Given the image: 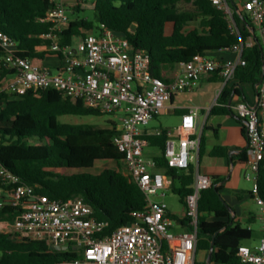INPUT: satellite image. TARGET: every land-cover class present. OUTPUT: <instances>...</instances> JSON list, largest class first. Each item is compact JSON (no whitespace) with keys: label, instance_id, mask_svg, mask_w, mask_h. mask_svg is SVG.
<instances>
[{"label":"trees","instance_id":"16d2710c","mask_svg":"<svg viewBox=\"0 0 264 264\" xmlns=\"http://www.w3.org/2000/svg\"><path fill=\"white\" fill-rule=\"evenodd\" d=\"M72 15L65 31L60 34V45H74L86 33H98L102 26L124 35L135 51L151 55V72L160 77L166 66H178L197 55L208 56L218 51L253 39L252 47L245 46L242 58L245 66L236 69L232 80L226 83L219 105L211 114L234 116L228 105L233 95H241L243 84L257 86L263 74L261 41L257 26L239 9L233 11L236 31L226 12L212 0H70ZM182 5H192L184 10ZM52 0H0V30L18 43L19 54L34 60L60 55L50 51V40L44 35L53 25L47 21L53 8ZM92 12L93 16L80 17ZM172 26L168 34L167 26ZM255 31V35L251 32ZM4 51L0 48V162L37 193L51 199L83 198L93 209L98 220L109 223L107 234L134 222L133 213L146 209V197L139 186L125 172V155L113 139L119 133L117 123L98 128L90 124H72L60 121L63 116H102L63 92L30 90L25 95L2 91L5 79L12 72L4 66ZM216 80L224 81L219 72L212 73ZM243 131L246 135L244 120ZM150 147L159 150L158 168L174 179L173 191L185 205L193 193L196 166L177 170L167 166L165 158L168 131L162 135H148ZM191 138H196L192 135ZM201 137L199 156L203 153ZM225 152L224 149H217ZM99 161L116 162L117 168L93 172ZM240 162L248 164L247 149ZM67 171V172H66ZM0 188H4L0 180ZM257 188L264 199V160L258 173ZM219 180L201 192L198 220V250L210 253L213 237L214 251L211 263L242 264L238 256L241 245L252 240L253 231L232 218L231 207L222 197ZM251 198L254 200L253 191ZM230 208V209H229ZM17 208L9 204L0 206V223L12 225ZM77 253L50 251L46 242L18 240L13 233H0V264H59L62 260H75ZM199 264V263H197ZM207 264V261L202 263Z\"/></svg>","mask_w":264,"mask_h":264},{"label":"built area","instance_id":"2783aa9c","mask_svg":"<svg viewBox=\"0 0 264 264\" xmlns=\"http://www.w3.org/2000/svg\"><path fill=\"white\" fill-rule=\"evenodd\" d=\"M52 1L54 6L47 21L53 28L44 39L51 41L50 51L60 53L57 55L61 61L59 68L53 72L32 58L22 57L17 41L0 30L4 66L12 72L5 79L2 91L25 95L30 90L54 89L82 101L90 109L112 116L119 132L113 142L125 155V172L146 197V209L133 213V223L107 234L109 223L98 220L94 209L83 198L58 200L41 195L0 162V180L8 195L7 202L1 205L17 208L11 225L13 234L18 240L46 242L52 252L79 255L75 260H62L59 264H196L199 201L201 192L213 185V179L196 174L194 191L185 199L189 229L175 232L177 220L164 200L174 179L158 169L155 159L146 158L149 142L145 131L175 94L193 90L204 75L219 72L225 82L232 81L236 69L246 65L242 53L245 46L254 45L253 39L233 46L231 50L240 54L237 59L220 61L197 55L181 63L178 77L167 81L152 74L148 52L135 51L126 36L105 26L98 33H86L74 45H60V34L70 23V0ZM212 1L229 16L230 28L235 32L233 12L228 4L224 0ZM242 8L257 26L263 53V74L257 86L256 104L242 100L235 107L246 126V178L254 183L252 191L263 222V235L255 248L241 245L238 256L242 264H264V199L257 188L264 160V0H246ZM196 114L197 111H192L182 117L177 139L168 132L165 158L169 168L188 169L198 152L200 142L191 138ZM162 133L163 130H156L148 135Z\"/></svg>","mask_w":264,"mask_h":264},{"label":"crops","instance_id":"0c3cea01","mask_svg":"<svg viewBox=\"0 0 264 264\" xmlns=\"http://www.w3.org/2000/svg\"><path fill=\"white\" fill-rule=\"evenodd\" d=\"M246 0H224V3L228 4L230 10L239 12V9L243 11V4ZM71 13V11H70ZM172 32V31H171ZM255 35V31L251 32ZM170 34V33H168ZM211 58L218 59L220 61H226L229 59H237L240 54L234 50H224L211 53L208 55ZM41 65L51 68L55 72L60 64V58L58 56H48L44 60H36ZM180 73V66H166L162 69L160 77L172 81L178 77ZM227 82L216 80L214 74H207L202 77L200 82L191 91L175 94L171 101L167 103L166 108L160 116L163 117H176L174 124H170L167 127H161L157 129H146L150 134H153L156 130H166L172 133V137L177 139L180 137V127L182 123V117L192 111H197L195 116V129L194 135L196 139L201 141V137L204 136L203 153L200 158L199 150L192 158L193 164L197 162L196 174L210 176L212 179L217 178L219 180V186H222V197L227 204L233 209L232 218L236 222L242 224L241 218L247 217L245 227L250 228L254 235V224H260L258 230L259 241L263 235V222L259 218V208L255 201L251 198L252 188L248 186L249 180L246 178L248 171V165L240 162L242 153L248 149V140L243 131L242 122L236 117V105L239 101H246L249 104L255 105L257 101V86L251 84H243L239 86L241 95H233L229 101V106L234 111V116H222L212 115V109L219 105V97ZM235 82H230L229 86L234 85ZM154 149L150 152L148 159H157L161 156L159 150L155 147H148ZM226 150L223 153L221 150ZM146 152V150H145ZM161 172L165 173V169L158 168ZM166 174V173H165ZM195 185V184H194ZM174 186V185H173ZM173 186L167 191H173ZM166 191V192H167ZM166 197V196H165ZM8 195L4 188H0V205L6 203ZM183 206L182 213L173 211L169 206V212L177 220V225L174 228L175 232H182L189 229V220L185 217V205ZM255 206V207H253ZM259 242L254 244H244L252 248H255ZM208 252L198 250L196 253V264H202L208 260ZM217 264V263H211Z\"/></svg>","mask_w":264,"mask_h":264},{"label":"rangeland","instance_id":"374dc122","mask_svg":"<svg viewBox=\"0 0 264 264\" xmlns=\"http://www.w3.org/2000/svg\"><path fill=\"white\" fill-rule=\"evenodd\" d=\"M182 9L184 10H193V6L192 5H182L181 6ZM69 11H73V8H71V4H69ZM70 13V18H75L72 14ZM93 16L92 12H86L83 14H80V17H89L91 18ZM172 31V26L168 25L167 26V32L171 33ZM113 117L110 115H102V116H98V117H94V116H63L60 118V121L65 122V123H72V124H90V125H94L98 128H105L110 126V121H112ZM175 119H177L176 117H173L170 119V117H163V116H157L154 120H152L150 122V124L148 125V129H157V128H161V127H167L170 124H174ZM154 151V149L152 148H147L146 149V155L148 156L149 154H151L150 152ZM195 166H197V162L195 163ZM106 168H117V164L116 162H110V161H99L96 163L95 168L93 170V172L95 173H99L102 170L106 169ZM67 172V171H66ZM249 187L252 188L254 187V183L252 181L249 182L248 184ZM157 199H161L159 197H157ZM165 202L170 206V208L173 211H177L180 213H182L183 210V206L181 204V200L180 197L178 195H176L173 192H166V197H164ZM255 207V206H253ZM256 208V207H255ZM242 224L246 225L247 221V217H243L241 218ZM260 224L256 223L254 224V235L252 240L247 241L246 244H254L259 241V237H258V230H259ZM5 232V233H13V229L11 227L10 224L7 223H0V233ZM259 244V243H258Z\"/></svg>","mask_w":264,"mask_h":264},{"label":"water","instance_id":"95a60500","mask_svg":"<svg viewBox=\"0 0 264 264\" xmlns=\"http://www.w3.org/2000/svg\"><path fill=\"white\" fill-rule=\"evenodd\" d=\"M214 238H215V236L213 237L212 246H211V250H210V253H209V256H208L207 264H210V261H211V258H212V254H213V251H214Z\"/></svg>","mask_w":264,"mask_h":264}]
</instances>
